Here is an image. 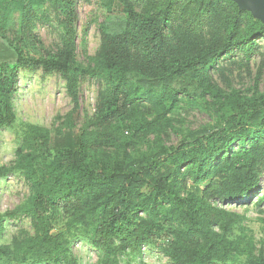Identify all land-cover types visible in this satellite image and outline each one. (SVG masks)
Wrapping results in <instances>:
<instances>
[{
	"label": "trees",
	"instance_id": "obj_1",
	"mask_svg": "<svg viewBox=\"0 0 264 264\" xmlns=\"http://www.w3.org/2000/svg\"><path fill=\"white\" fill-rule=\"evenodd\" d=\"M47 1L0 0V47L7 51L0 49V128L16 120L13 97L21 69L39 66L44 72L61 74L74 104V112L66 121L68 128L53 139L46 129L29 124L15 166L0 170V177L14 171L22 173L32 190L21 206L0 211V236L7 221L22 215L30 217L34 227V235L24 231L10 244L0 243V264H80L71 249L72 238L77 235L86 237L100 252L98 264H121L125 255L141 257L145 246L155 244L154 239L165 234L166 224L175 225L171 230L174 238L168 246L159 247L173 264H224L250 257L256 240L244 224L245 216L215 206L210 200H242L259 187L258 167L264 165V96L230 95L228 103L233 110L222 118L218 130L195 134L191 141L164 148L154 160L142 158L135 164L125 147L123 160L106 161L100 150L104 143L117 145L124 137L113 119L128 116L136 131L157 132V121L167 118L179 97L215 94L203 79L215 66L216 58L234 44L197 60H171V46L165 36L167 19L159 24L143 16L145 35L133 34L129 16L118 10L128 1L103 0L108 12L103 24L104 50L94 58V64L82 66L77 62L79 32L73 0H66L59 20L63 48L51 56L37 52L41 39L29 29ZM192 1L209 9L216 0ZM223 1L239 8L234 0ZM16 14L18 35L9 38L7 32L14 26ZM90 27L85 26L84 38ZM235 33L236 22L230 27V38ZM259 38H264V23L253 19L242 39L253 45ZM130 39L143 43L147 51L138 68L132 64ZM86 76L103 79L106 90L100 96L98 119L79 132L73 125L81 107L80 82ZM168 99L172 105L165 110ZM143 101L151 103L157 120H139ZM248 142L244 153L235 152L234 145ZM135 144L131 141L128 146ZM51 150L55 155L48 163L44 158ZM187 166L196 181H209L199 194L181 193L180 177ZM222 172L230 174L232 185L215 190L212 178ZM61 204L67 213L66 229L55 235Z\"/></svg>",
	"mask_w": 264,
	"mask_h": 264
},
{
	"label": "rangeland",
	"instance_id": "obj_2",
	"mask_svg": "<svg viewBox=\"0 0 264 264\" xmlns=\"http://www.w3.org/2000/svg\"><path fill=\"white\" fill-rule=\"evenodd\" d=\"M118 10L125 17L129 16L131 32L145 35L141 26L143 16L154 18L159 24L167 19L165 36L171 46V60H197L215 50H223L233 43L231 49L216 58L215 66L203 79L205 85H211L215 94L205 98L179 97L173 110L162 122L157 121L160 129L157 132L147 130L136 131L132 127L130 117L113 119V125L121 127L124 137L120 144H105L100 146L106 161L124 159V150L135 162L148 158L154 160L160 157L164 148L177 146L193 140L192 135L212 133L220 128L222 118L233 110L228 103L232 94L246 98L264 96V38L256 39L253 45L242 38L245 37L256 19L250 11L240 10L235 5L216 0L209 9H202L198 2L192 0H127ZM66 0H48L40 10L34 25L29 29L30 34L41 39L37 46L41 55L51 56L63 48V30L59 23L61 11ZM77 13L78 54L77 62L82 66L94 64V58L100 57L104 48L103 24L108 15L103 0H73ZM128 8L132 9L128 12ZM119 13L118 11H116ZM246 12H250L251 16ZM236 22V33L230 38V27ZM91 24L86 38L84 29ZM18 14L14 17V26L7 32L9 38L18 35ZM84 39V40H83ZM131 40V39H130ZM4 53H7L5 47ZM35 52H30L33 55ZM147 51L143 43L131 40V60L133 67L144 63ZM169 60V61H171ZM138 68V67H137ZM106 90L103 79L84 77L80 82L79 112L75 113L74 127L81 132L91 121L98 119L100 96ZM172 105L168 99L165 110ZM142 118L149 121L157 120V114L149 101L141 103ZM15 122L9 127L0 128V170L4 167L15 166L18 151L23 144L29 124L38 125L48 131L53 139L61 135L69 125L66 124L70 113L74 112L73 101L68 94L66 81L57 72H44L42 67L21 69L16 92L13 97ZM74 114V113H73ZM98 127L97 129H101ZM135 141V145L129 142ZM250 143L234 145L235 152L244 153ZM55 152L49 151L44 160L51 162ZM217 165L215 162L214 166ZM190 166L182 169L180 178L183 183L181 193L199 194L208 182L196 181ZM260 171L259 187L242 200L223 202L218 197L210 200L220 208L237 212L245 216L244 224L256 240V249L250 257L242 256L224 264H257L264 261V165ZM194 172V171H193ZM232 177L227 172L216 174L212 178L215 190L223 185L231 184ZM148 191V190H147ZM30 183L20 172H12L6 177H0V211L6 212L24 204L31 196ZM65 204L55 218L53 234L57 235L66 229L67 213ZM165 226V234L155 238V244L145 246L143 255H125L121 264H173L159 246H168L173 240L171 230L175 225ZM34 235V227L30 217L22 215L6 222L5 231L0 236V243L10 244L22 232ZM238 232L235 231L234 234ZM72 252L80 264H98L100 252L83 235L72 238Z\"/></svg>",
	"mask_w": 264,
	"mask_h": 264
},
{
	"label": "water",
	"instance_id": "obj_3",
	"mask_svg": "<svg viewBox=\"0 0 264 264\" xmlns=\"http://www.w3.org/2000/svg\"><path fill=\"white\" fill-rule=\"evenodd\" d=\"M240 10L250 11L253 16L264 23V0H234Z\"/></svg>",
	"mask_w": 264,
	"mask_h": 264
}]
</instances>
